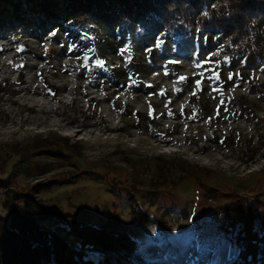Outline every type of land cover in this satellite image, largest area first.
I'll return each instance as SVG.
<instances>
[{"label":"rangeland","instance_id":"rangeland-1","mask_svg":"<svg viewBox=\"0 0 264 264\" xmlns=\"http://www.w3.org/2000/svg\"><path fill=\"white\" fill-rule=\"evenodd\" d=\"M62 2L0 0L1 18L26 17L19 25L0 23V179L13 172L19 188L57 182L38 192L43 202L97 226L112 215L115 230L135 239L132 264H232L238 250L220 231L218 212L258 194L264 201V101L246 82L264 83V62L243 64L235 32L192 51L177 30L164 26L155 34L143 20L129 30L118 26L111 37L116 52H108L96 8L72 9L66 22L64 10L55 11ZM192 26L202 29L200 19ZM89 46L109 65L136 56L146 69L119 89L73 55ZM210 67L218 80L208 79ZM138 80L152 88L136 89ZM241 96L256 116L238 112ZM8 190L0 188L4 215ZM144 216L150 222L139 220ZM42 222L52 230L64 226L57 217Z\"/></svg>","mask_w":264,"mask_h":264},{"label":"trees","instance_id":"trees-1","mask_svg":"<svg viewBox=\"0 0 264 264\" xmlns=\"http://www.w3.org/2000/svg\"><path fill=\"white\" fill-rule=\"evenodd\" d=\"M185 2L188 3L189 13ZM62 3L63 7L55 11L63 9V20L66 22L74 18L70 14L72 9L90 12L96 8L92 16L106 29L103 47L108 52H116L111 37L115 38L118 26L121 31L129 30V27L133 28L139 20H143L144 24L153 26L155 34L164 26L177 30L181 45L192 51L197 44L202 49L214 47V37L218 33H221L218 39H223L222 33L228 37L235 32L232 39L238 53L244 58L243 64L253 67L264 62V0H231L228 6L221 7H214L212 0H63ZM187 14L191 15L190 19ZM2 15L1 18L0 11V23L4 25H19L26 21L21 14ZM47 18L54 20V23L55 20L60 21L53 14ZM198 18L202 25L199 30L192 26ZM37 21H43V17L37 18ZM244 37H247L245 41ZM166 40L164 49L168 51L171 46L168 38ZM152 52L155 53V50ZM85 53L88 54L87 58ZM73 55L78 57L85 69L97 67L98 74H104L105 79L119 89L126 87L130 76H139L146 69L143 62H136V56H132L126 65H109L106 55L95 46H89L85 51H74ZM96 61H103L104 67H98ZM240 75H243L242 72ZM246 82L249 92L257 94L264 101V83L253 78L246 79ZM135 87L138 90L152 88L142 80H138ZM241 98L243 102H237L238 112L251 118L256 116L255 108L244 102L248 96ZM6 154L9 155L8 152ZM2 166L6 172L5 160ZM0 181L3 183L0 188L7 186L9 189L2 203L8 215L0 213V264H132V256L136 257L137 250L135 239L126 231L115 230L112 215L97 226L74 218L69 213L53 210L38 194L57 182L42 187L44 183H39L40 187L35 184L19 188L13 172ZM13 194L19 195L12 197ZM257 196L249 203L246 199H238L221 207L218 212L220 231L238 250L232 264H264V201L259 194ZM51 217L62 220L64 226L48 229L42 221ZM139 220L150 222L145 216ZM68 236L74 241H69ZM96 255L98 259L94 258Z\"/></svg>","mask_w":264,"mask_h":264},{"label":"snow or ice","instance_id":"snow-or-ice-1","mask_svg":"<svg viewBox=\"0 0 264 264\" xmlns=\"http://www.w3.org/2000/svg\"><path fill=\"white\" fill-rule=\"evenodd\" d=\"M57 31L58 30H54L53 32H51L50 33V35H52V36H55L56 34H57ZM76 47V45L75 44H72V45H69V51H71L73 48H75ZM85 55V57L87 58V53H85L84 54ZM225 59H227V57L225 58ZM96 64H97V66L98 67H100V68H103L104 67V62L103 61H96ZM207 71H209L210 73H211V75H209L208 76V79L209 80H212V79H219V74L218 73H216L215 72V70L214 69H212L211 67L209 68V69H207ZM229 80H231L232 79V75L230 74L229 75ZM181 79L183 80L184 78L183 77H181ZM202 79H203V74H202ZM194 83H195V85L197 86V87H199L200 85H201V80H195L194 81ZM129 86H131V85H129ZM149 87H151L152 85H148ZM214 91L215 90H217V89H213ZM161 95H163V93H160ZM195 94V93H194ZM224 103V101H223V99L221 100V104H223Z\"/></svg>","mask_w":264,"mask_h":264}]
</instances>
